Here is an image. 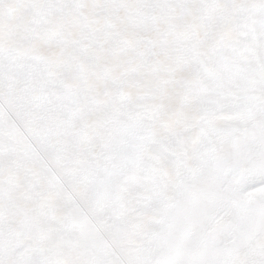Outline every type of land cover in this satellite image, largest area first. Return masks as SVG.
Wrapping results in <instances>:
<instances>
[{
    "label": "snow or ice",
    "instance_id": "snow-or-ice-1",
    "mask_svg": "<svg viewBox=\"0 0 264 264\" xmlns=\"http://www.w3.org/2000/svg\"><path fill=\"white\" fill-rule=\"evenodd\" d=\"M0 264H264V0H0Z\"/></svg>",
    "mask_w": 264,
    "mask_h": 264
}]
</instances>
